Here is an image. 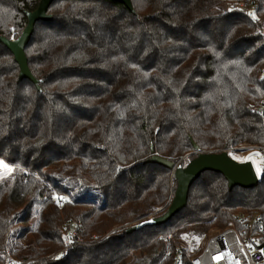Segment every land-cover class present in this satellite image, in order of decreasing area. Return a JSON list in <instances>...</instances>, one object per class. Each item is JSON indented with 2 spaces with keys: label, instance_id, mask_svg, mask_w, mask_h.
<instances>
[{
  "label": "trees",
  "instance_id": "16d2710c",
  "mask_svg": "<svg viewBox=\"0 0 264 264\" xmlns=\"http://www.w3.org/2000/svg\"><path fill=\"white\" fill-rule=\"evenodd\" d=\"M39 1L0 0V36L17 38ZM130 1L132 10L54 0L24 50L37 82L19 77L0 41V159L12 166L0 178V264L7 254L21 264H92L86 258L105 246L136 239L128 223L169 205L173 171L147 162L152 155L177 164L196 156L195 144L264 145L255 110H264V0ZM52 163L87 182L50 185L42 169ZM258 177L230 189L204 171L184 208L145 229L167 236L170 261L179 249L181 264H193L214 230L238 227L236 213L259 212L264 224V168ZM70 218L82 241L51 259Z\"/></svg>",
  "mask_w": 264,
  "mask_h": 264
},
{
  "label": "water",
  "instance_id": "95a60500",
  "mask_svg": "<svg viewBox=\"0 0 264 264\" xmlns=\"http://www.w3.org/2000/svg\"><path fill=\"white\" fill-rule=\"evenodd\" d=\"M53 1L40 0L36 9L28 12L27 24L17 38L10 40L0 36V41L11 51L16 62L19 64V77L21 79L26 78L37 82L27 65L24 50L31 39L35 23L51 19L48 9ZM116 1L132 10L130 0ZM194 150L196 151V156L191 158L185 165L174 164L172 161L159 155H152L147 160V162L157 163L171 169L176 180V187L173 197L163 214L138 221L135 225L127 228L128 233H133L147 226L162 224L184 208L191 184L204 171L210 170L221 173L226 178L230 189L234 186L253 187L259 181L258 174L250 160L239 161L226 151H200L196 144L194 145Z\"/></svg>",
  "mask_w": 264,
  "mask_h": 264
},
{
  "label": "built area",
  "instance_id": "2783aa9c",
  "mask_svg": "<svg viewBox=\"0 0 264 264\" xmlns=\"http://www.w3.org/2000/svg\"><path fill=\"white\" fill-rule=\"evenodd\" d=\"M242 5V4H240ZM256 9L253 3L251 10ZM256 112L264 118L262 107L256 108ZM228 152L252 151L258 156L264 166V145L239 144L226 147L221 150ZM189 158V157H188ZM185 158V164L190 158ZM238 160V159H237ZM12 166L0 159V177L10 173ZM56 203L62 207V199L57 198ZM214 219L216 216L213 217ZM235 219L238 227L228 226L214 232L207 240L202 250L195 255L193 264H264V224L259 212H238ZM80 224L74 219L65 220L63 223L62 247L50 255L51 259L64 257L68 250L82 241L78 234ZM166 237H161V255L165 259L163 264H181L182 252L177 249L173 261L169 260L166 250ZM145 246V245H144ZM155 259L152 263L154 264ZM6 264H21V262L10 254L5 256Z\"/></svg>",
  "mask_w": 264,
  "mask_h": 264
},
{
  "label": "rangeland",
  "instance_id": "374dc122",
  "mask_svg": "<svg viewBox=\"0 0 264 264\" xmlns=\"http://www.w3.org/2000/svg\"><path fill=\"white\" fill-rule=\"evenodd\" d=\"M210 151H216V150H210ZM193 153L196 154V151ZM190 154H192V152L181 156L177 164H184L185 158L188 157L191 158ZM233 156L235 158H243L250 160L258 175L261 173V171L264 168L258 156L254 154V152L252 151H245L239 153L236 152V154H233ZM42 174H43V178H46L48 183L53 186H58V185L65 186L73 183L79 184V183L87 182L85 178L83 179L82 176H79L77 173L67 170V168L64 166L63 163H52L46 166L45 168L42 169ZM93 193L94 192L92 191L88 195L92 196ZM138 221L140 220L134 221L132 223H128L129 224L128 226L129 227L133 226ZM123 226L127 227V224H124ZM133 233L134 236L136 237V239L134 238L135 240L127 239L126 241L123 240L116 243L114 242L111 245L105 246L101 250L102 255L100 257L94 258L93 260L86 258L87 261L89 263L92 262V264H100L102 263V261L106 262L108 261V259L118 255L119 258L118 264H150L153 262L154 259H155L154 262H156L154 264H163V261H165V259L161 255V250H162L161 238L160 240L159 238H154L148 233V231L145 228L137 230Z\"/></svg>",
  "mask_w": 264,
  "mask_h": 264
},
{
  "label": "flooded vegetation",
  "instance_id": "af4514ba",
  "mask_svg": "<svg viewBox=\"0 0 264 264\" xmlns=\"http://www.w3.org/2000/svg\"><path fill=\"white\" fill-rule=\"evenodd\" d=\"M234 158V157H233ZM236 159V158H235Z\"/></svg>",
  "mask_w": 264,
  "mask_h": 264
}]
</instances>
